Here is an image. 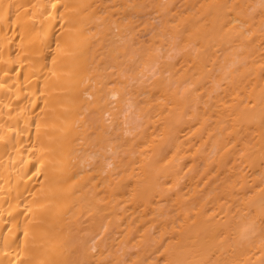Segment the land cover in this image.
<instances>
[{
  "label": "bare ground",
  "instance_id": "bare-ground-1",
  "mask_svg": "<svg viewBox=\"0 0 264 264\" xmlns=\"http://www.w3.org/2000/svg\"><path fill=\"white\" fill-rule=\"evenodd\" d=\"M0 264H264V0H0Z\"/></svg>",
  "mask_w": 264,
  "mask_h": 264
}]
</instances>
